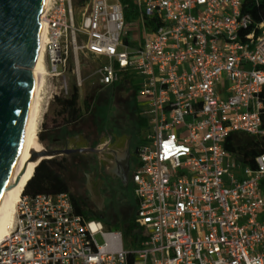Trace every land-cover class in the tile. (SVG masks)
Wrapping results in <instances>:
<instances>
[{"label": "built area", "instance_id": "2783aa9c", "mask_svg": "<svg viewBox=\"0 0 264 264\" xmlns=\"http://www.w3.org/2000/svg\"><path fill=\"white\" fill-rule=\"evenodd\" d=\"M134 1L139 44L123 43L120 0H48L39 21L46 76L84 49L106 59L102 85L126 75L142 97L129 182L147 237L90 220L68 189L26 191L0 264H264V152L224 146L232 131L264 135L261 0Z\"/></svg>", "mask_w": 264, "mask_h": 264}, {"label": "rangeland", "instance_id": "374dc122", "mask_svg": "<svg viewBox=\"0 0 264 264\" xmlns=\"http://www.w3.org/2000/svg\"><path fill=\"white\" fill-rule=\"evenodd\" d=\"M89 1L91 0H72V4L78 11ZM134 20L125 26V44L140 43L142 24L135 23ZM77 42L79 46L83 44L81 34L77 37ZM102 62H106L104 57L88 53L84 49H78L76 55L71 50L63 72L60 69V72L52 76L44 75L38 135L44 146L52 149L67 147L70 139L76 135L82 136L88 145H94L102 137L110 136L114 140V137L126 134L130 137L129 168L132 172L137 167L136 149L140 138L134 99L136 90L124 78L113 85H102L99 71ZM78 77L81 82H78ZM135 81L138 82L137 79ZM137 105L141 110L145 107L139 95ZM43 161H53L58 166L66 189L90 220L101 221L105 228L113 229L125 226L127 219L134 215L135 201L131 183L128 181L124 186L118 178L103 173L100 176L102 183L98 184L97 161L93 155H61ZM39 166L23 193L35 180ZM88 175H92L95 180V184L89 189ZM96 237L98 241H102L99 234Z\"/></svg>", "mask_w": 264, "mask_h": 264}, {"label": "water", "instance_id": "95a60500", "mask_svg": "<svg viewBox=\"0 0 264 264\" xmlns=\"http://www.w3.org/2000/svg\"><path fill=\"white\" fill-rule=\"evenodd\" d=\"M43 0H0V194L10 173L34 88L35 75L29 67L37 44ZM129 140L126 134L100 138L96 146L86 144L82 136L70 139L67 147L47 149L32 144L28 159L38 166L43 160L61 155L93 153L105 174L128 184ZM75 144V147H74ZM101 184L102 179L97 178ZM95 184L88 175L87 188Z\"/></svg>", "mask_w": 264, "mask_h": 264}, {"label": "bare ground", "instance_id": "6f19581e", "mask_svg": "<svg viewBox=\"0 0 264 264\" xmlns=\"http://www.w3.org/2000/svg\"><path fill=\"white\" fill-rule=\"evenodd\" d=\"M47 3L48 0H43L41 11L46 8ZM44 38V25L41 24L35 51L29 65L35 75L29 109L9 167L10 173L8 179L0 194V239L8 230L16 202L19 200L28 182L35 175L37 166H34L29 162V149L34 143L40 145L44 144L41 137L38 135L41 118V88L45 75V65L43 63Z\"/></svg>", "mask_w": 264, "mask_h": 264}, {"label": "trees", "instance_id": "16d2710c", "mask_svg": "<svg viewBox=\"0 0 264 264\" xmlns=\"http://www.w3.org/2000/svg\"><path fill=\"white\" fill-rule=\"evenodd\" d=\"M123 12L125 15V22L130 23L135 19L137 15V8L134 0H120ZM260 9L262 10V16L264 18V0L260 1ZM245 11L247 9L245 8ZM126 34L124 29L123 37ZM121 78L127 79L130 83L131 80L123 75ZM135 90L136 86L132 85ZM260 96L264 99V88L260 93ZM135 108L137 110V125L140 127L144 123L142 117V110L138 107V96L135 95ZM225 149L238 159H241L245 151H250L253 154H260L264 152V135H252L241 131H232L228 134L224 142ZM65 184L62 180L61 174L58 170V166L53 161H43L37 171L35 180L27 188V192H58L65 190ZM102 218L101 214H98ZM124 233L126 238L130 239V243H134L138 235L140 240L147 237L143 227L137 224L135 215L127 219L124 227Z\"/></svg>", "mask_w": 264, "mask_h": 264}, {"label": "flooded vegetation", "instance_id": "af4514ba", "mask_svg": "<svg viewBox=\"0 0 264 264\" xmlns=\"http://www.w3.org/2000/svg\"><path fill=\"white\" fill-rule=\"evenodd\" d=\"M114 138H116V137H114ZM100 140V139H99ZM99 140L97 141V143H95L94 145H89V146H96L97 144H98V142H99ZM115 140V139H114ZM114 140H111V142H113ZM129 142H130V140H129ZM87 144V143H86ZM88 145V144H87ZM74 147H75V144H74ZM129 152H130V150H129ZM88 154H91V155H93L94 157H95V159H96V161H97V174H98V177H100L101 175H103V173L105 174V172H104V168H103V162L101 163V165L99 166V164H98V159H97V157H96V155L95 154H93V153H88ZM82 155H84V154H82ZM130 157H131V153H130V155H129V161H130ZM131 171H130V168H129V171H128V181H129V179H130V175H131ZM117 178V177H116ZM119 179V178H118Z\"/></svg>", "mask_w": 264, "mask_h": 264}]
</instances>
